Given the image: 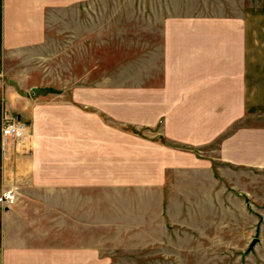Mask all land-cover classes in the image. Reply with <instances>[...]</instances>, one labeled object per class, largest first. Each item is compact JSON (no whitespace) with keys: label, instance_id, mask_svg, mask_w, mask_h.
I'll return each instance as SVG.
<instances>
[{"label":"rangeland","instance_id":"obj_1","mask_svg":"<svg viewBox=\"0 0 264 264\" xmlns=\"http://www.w3.org/2000/svg\"><path fill=\"white\" fill-rule=\"evenodd\" d=\"M240 1L51 7L46 42L0 72L13 103L29 105L25 115L20 105L3 116V127L8 116L25 122L28 135L0 180V264H264L263 169L245 175L213 159L159 181L160 164L148 155L154 136L164 141L161 123L147 124V83L160 63L150 50L161 38L151 14L242 10ZM250 10L264 13V0H251ZM84 87L87 105L71 98ZM68 105L88 114L86 127L71 130ZM35 126L36 152L23 146Z\"/></svg>","mask_w":264,"mask_h":264},{"label":"crops","instance_id":"obj_2","mask_svg":"<svg viewBox=\"0 0 264 264\" xmlns=\"http://www.w3.org/2000/svg\"><path fill=\"white\" fill-rule=\"evenodd\" d=\"M86 1L0 0V72L10 69L12 60L14 63L25 59L28 49L46 42L48 33L43 19L53 5L56 8L58 4L75 5ZM250 1L246 0L247 6L242 10H168L151 14L152 23L159 25L161 36L150 50L160 63L154 64L147 83V124L161 123L160 133L164 138L161 143L154 136L148 145L150 165L160 164L157 170L161 171V176L157 180H166V172L170 170L178 173L188 167L207 169L203 164L212 163L213 159L237 167L231 170H241L245 175L248 170H264V24L255 22L264 13L251 12ZM259 54L263 59L255 57ZM12 73L15 74V70ZM2 79L0 180L10 173V155L18 145H3L4 113L22 106L25 115L29 106L27 99L26 105L25 101L15 105L10 79ZM84 89L74 91L72 100L89 104L90 98ZM68 110L67 121L72 124L73 132L75 125L87 126V113L79 115L71 111L74 109L69 105ZM38 111L36 107L32 114L35 116ZM33 131L35 139L25 141L23 146H30L36 152L40 147L36 126ZM200 149H205V161L198 156ZM34 162L37 165L35 156ZM152 178L156 180L155 175Z\"/></svg>","mask_w":264,"mask_h":264},{"label":"built area","instance_id":"obj_3","mask_svg":"<svg viewBox=\"0 0 264 264\" xmlns=\"http://www.w3.org/2000/svg\"><path fill=\"white\" fill-rule=\"evenodd\" d=\"M28 135V125L22 121H15L6 116L3 127V143L4 146L20 143ZM6 199V198H5Z\"/></svg>","mask_w":264,"mask_h":264},{"label":"water","instance_id":"obj_4","mask_svg":"<svg viewBox=\"0 0 264 264\" xmlns=\"http://www.w3.org/2000/svg\"><path fill=\"white\" fill-rule=\"evenodd\" d=\"M258 238H255L253 239V241L251 242V245H250V249H252L254 247V245L258 242Z\"/></svg>","mask_w":264,"mask_h":264}]
</instances>
